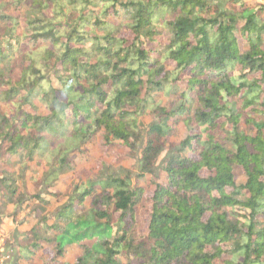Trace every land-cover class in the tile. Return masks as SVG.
<instances>
[{"label": "trees", "instance_id": "obj_1", "mask_svg": "<svg viewBox=\"0 0 264 264\" xmlns=\"http://www.w3.org/2000/svg\"><path fill=\"white\" fill-rule=\"evenodd\" d=\"M96 140L136 167L102 165L61 204L50 184ZM31 164L59 206L11 264L44 246L42 264L70 247L73 264H264V0H0V215Z\"/></svg>", "mask_w": 264, "mask_h": 264}, {"label": "rangeland", "instance_id": "obj_2", "mask_svg": "<svg viewBox=\"0 0 264 264\" xmlns=\"http://www.w3.org/2000/svg\"><path fill=\"white\" fill-rule=\"evenodd\" d=\"M218 5H223L226 0H213ZM163 100L162 98H160ZM166 103V101H162ZM187 136V130L180 126L175 138L170 140V146L179 144ZM170 154V150L168 151ZM168 152L164 154L159 162L158 166L162 163L163 159L169 156ZM120 154L124 158L117 161V155ZM74 163L76 165L72 174L63 177L68 180V186L53 182L50 184L57 191L63 194L61 204L67 201L70 196L71 189H73L79 181L83 180H95L101 173L104 172L103 166H110V172L114 171V167L120 166V168L133 169L136 167V156L129 154H123L121 151L115 148H104L100 143V140L87 145L81 152L74 153L72 155ZM115 164V165H113ZM113 165V166H111ZM17 185L20 189V195L25 197L23 204H21L16 210H12L10 206L2 212L0 215V264H11L15 249L20 242L27 239L28 236L34 235L36 232L42 235V232L37 229V223L40 219L45 217L59 206L58 202L51 199L47 195L48 189L45 185L47 168L42 166H36L31 164L28 168L16 167L15 169ZM234 177L236 184L242 185L245 181L243 172L239 168L234 169ZM147 178L140 179L136 182L137 187H143L144 194L139 201V209L137 211V218L139 225L138 231L144 228L145 218L149 210L148 197H150V190L148 187ZM38 195L41 199H51V206L44 208L37 200L31 199V197ZM226 247H224L225 249ZM80 254V249L77 247H70L67 249L65 262L70 264L75 263V257ZM51 256L50 247L44 246L41 251L38 252L36 260L31 264H42ZM223 258H227V255H223Z\"/></svg>", "mask_w": 264, "mask_h": 264}]
</instances>
